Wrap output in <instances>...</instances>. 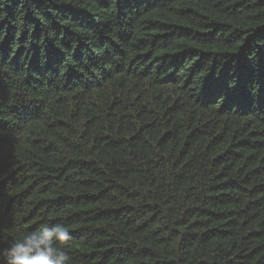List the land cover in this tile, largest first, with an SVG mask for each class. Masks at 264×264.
<instances>
[{
  "label": "trees",
  "instance_id": "1",
  "mask_svg": "<svg viewBox=\"0 0 264 264\" xmlns=\"http://www.w3.org/2000/svg\"><path fill=\"white\" fill-rule=\"evenodd\" d=\"M264 264V0H0V250Z\"/></svg>",
  "mask_w": 264,
  "mask_h": 264
},
{
  "label": "clouds",
  "instance_id": "2",
  "mask_svg": "<svg viewBox=\"0 0 264 264\" xmlns=\"http://www.w3.org/2000/svg\"><path fill=\"white\" fill-rule=\"evenodd\" d=\"M72 239L66 226L42 223L0 250V264H73L72 256L64 248Z\"/></svg>",
  "mask_w": 264,
  "mask_h": 264
}]
</instances>
